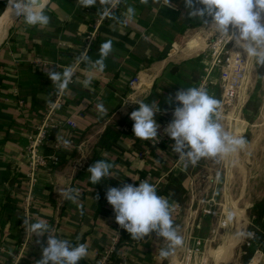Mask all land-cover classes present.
<instances>
[{"label": "crops", "instance_id": "crops-1", "mask_svg": "<svg viewBox=\"0 0 264 264\" xmlns=\"http://www.w3.org/2000/svg\"><path fill=\"white\" fill-rule=\"evenodd\" d=\"M108 1L94 0L91 6L83 7L80 0H43L47 25L30 26L16 17L18 20L11 23L0 42V264H38L47 235L69 240L72 245L86 244L87 256L79 264H94L97 251L109 242L116 225L105 195L102 203L108 211L100 214L97 189L89 185L87 169L94 163L91 160L98 139L118 115L133 124L129 114L139 105L126 102L129 99L159 106L155 119L158 132L164 130L163 113L176 106V92L195 85L192 76L199 73L207 40L216 31L213 24L204 21H210V17L189 16L185 0H125L119 10L98 24L89 48L87 35ZM8 5L7 0L0 9V37ZM108 41L111 51L103 58L104 68L96 70L93 65L101 58L100 46ZM82 55H87V62H79ZM147 60L151 61L148 65ZM65 68H71L73 76L63 89H57L47 73H62ZM136 76L140 81L132 87L130 81ZM50 105L53 117L72 118L77 123L76 128L53 129L51 141L69 132L74 143L59 150L65 151L66 160L59 168H40L32 182L27 178L28 137L37 131ZM119 127L128 130L126 124ZM123 138L120 143L129 149ZM149 141L150 145L140 152L143 157L150 152L151 161L132 159L129 149L122 156L123 162L111 170L106 191L125 183H139L141 169H160L164 160L161 156L169 148L162 147V155L159 145ZM255 145L249 144L254 150ZM44 147L52 150L48 153L55 151L50 144ZM98 154L97 160L110 162L115 158V153L106 149ZM170 170L167 168V172ZM244 171L240 178L233 169L229 194L222 191V195L248 210L264 194V168ZM8 192L12 207L6 205ZM184 201L175 202L182 206ZM25 218L30 222L43 220L49 231L34 234L23 223ZM165 241L153 232L140 243L122 248L126 261L121 264H162L160 251ZM182 251L181 243L170 255ZM218 252L215 248L217 258ZM257 254L258 264H264V251L260 249Z\"/></svg>", "mask_w": 264, "mask_h": 264}, {"label": "clouds", "instance_id": "clouds-1", "mask_svg": "<svg viewBox=\"0 0 264 264\" xmlns=\"http://www.w3.org/2000/svg\"><path fill=\"white\" fill-rule=\"evenodd\" d=\"M83 7H89L94 0H80ZM12 15L22 17L30 26H45L49 17L44 12L43 0H8ZM191 17L207 18L205 23L213 24L221 35H230L231 41L245 57H255L257 63L264 64V0H185ZM129 13L132 9H128ZM111 51V42L100 46V59L93 67L102 71L103 58ZM87 55H82L79 62H87ZM48 76L63 89L71 80L73 71L65 68L62 73L48 71ZM88 81H85L87 84ZM135 102L139 107L130 112L133 121V135L142 140H151L158 136L156 113L159 106L154 103ZM174 101L173 119L164 129L173 141L171 149L181 158H187L195 164L201 158L227 156L242 146L244 141L225 131L220 121L219 101L200 87H187L178 90ZM103 111V106H100ZM112 163L96 160L87 169L90 182L95 185L110 177ZM133 179V178H132ZM134 180V179H133ZM69 195V193H65ZM107 202L115 213L116 223L133 239H141L155 232L168 247L161 249L160 256L168 257L182 238L173 227L169 202L157 194L155 186L147 180L138 184L125 183L121 187H110L105 193ZM23 223L36 235L49 231L43 220ZM88 249L84 243L72 245L69 240L47 235L46 246L38 264H79L87 256Z\"/></svg>", "mask_w": 264, "mask_h": 264}, {"label": "rangeland", "instance_id": "rangeland-1", "mask_svg": "<svg viewBox=\"0 0 264 264\" xmlns=\"http://www.w3.org/2000/svg\"><path fill=\"white\" fill-rule=\"evenodd\" d=\"M234 51L239 52L240 49L235 46L234 41H231L230 35L213 32L203 50V61L197 73L199 79L194 87H198V84L205 86L208 94L219 101V122L225 131L242 138L243 145L227 156L205 157L193 164L186 157L181 158L172 151L173 141L168 137L158 144L161 148L160 152L163 149L161 144H164L165 149L169 148L166 155L162 151L164 156H161V159L164 160L160 168L186 170L188 174L186 180L188 191L184 205L181 206L173 200V202L167 200L170 205L173 227L179 236L184 235L181 237L183 251L170 255V261L168 259L167 264H204L200 262L204 256L207 260L206 264H258L260 259V254L255 255L260 251L256 243V247H250L254 250L250 261L244 262L243 244L247 245L246 235L250 232L248 229L252 221L251 218L249 220L250 216L245 207L233 205L231 199L228 202L226 196L222 195V191L229 194V177L234 168L240 178L245 175L244 168H264V151L262 150L264 147V74H258L259 68L263 65L257 67L255 57L243 55L245 61L247 60L245 76L239 82L236 98L233 102L226 103L223 97V85L228 82L222 80V65L218 63V60L223 61L228 53ZM249 100L257 102V109L251 112L250 119L246 116L245 110V105ZM249 144H256V149L254 150ZM249 149L255 152L251 153ZM150 155V152L145 154L140 161H151ZM146 176L151 177V174L147 173ZM142 179L148 181L145 177ZM206 210L213 212L209 214ZM176 217L177 219H174ZM186 232L189 236H186ZM237 232L240 236L232 245ZM198 240L202 244L198 246L195 254L192 252L190 261L187 263L186 252L189 249L191 251L195 249ZM165 243L168 245V241ZM215 248L220 250L218 258L216 253L214 254ZM216 259L218 262L215 261Z\"/></svg>", "mask_w": 264, "mask_h": 264}, {"label": "trees", "instance_id": "trees-1", "mask_svg": "<svg viewBox=\"0 0 264 264\" xmlns=\"http://www.w3.org/2000/svg\"><path fill=\"white\" fill-rule=\"evenodd\" d=\"M7 3V0H0V9H2ZM59 31V29H57ZM150 60H147L145 62L146 65L150 64ZM257 67L260 65H263L261 68H259L258 74L263 75L264 74V64H256ZM199 75L193 74L192 80L193 82L198 81ZM168 106V104H166ZM171 106V105H169ZM257 109V102H254V100H249L245 105L246 110V116L248 119L252 117L251 112L256 111ZM159 112L156 113V115ZM128 125V130L121 129L120 125ZM132 123L128 120L127 117H124L122 115L116 116L115 120L111 123H109L106 127V129L101 134L100 138L98 139L96 143V149L94 151L92 160L95 162L98 158V153L102 149L110 150L113 153H115V158L110 159V162L112 163L113 167L110 169V172L113 168H115L118 164H121L122 156L125 153L129 152V149L125 148L121 143L120 139L122 137H128L132 140V145L134 149L138 151L144 150V148L148 145H150L149 140H142L133 135L132 132ZM246 137V135H245ZM164 144H161V147H163ZM49 148V147H47ZM48 152L52 151L51 149H47ZM156 149L152 147V153L155 152ZM58 154L60 156V161L58 164L51 165L50 169H56L59 168L62 163L65 160V151H58ZM160 171H163L164 174L161 175ZM151 173V177L148 179V182L152 183L157 191V194L164 197L168 201H178L179 203H182L185 199V195L188 191V188L186 186V180L188 177V174L186 170H170L167 172V168H160L159 170H143L141 169L139 171V177L143 178L146 177L147 173ZM1 175V174H0ZM162 178H159L161 177ZM109 182V177L105 178L100 183H97L93 185L89 180V185L92 187H95L97 189V202H98V212L100 214H106L107 209L104 207L102 203V199H104V195L106 193L105 185ZM7 206L12 207L14 205L13 198L10 195V192H8L7 196ZM248 214L251 218L252 224L249 226V231L253 230L255 232L256 236V242L257 245H259V248L264 251V195L262 198L255 200V202L251 205V207L248 209ZM174 225V224H173ZM152 234V233H151ZM149 234L148 236L141 238V239H133L131 238L130 234L127 233L126 230L122 229L119 241L115 247V249L112 251L108 262L106 264H121L126 261V257L123 255L122 248L133 246L137 243H140L143 239L149 238L151 236ZM168 245L166 243L163 244V249H166ZM243 250H244V262L248 263L253 256L254 250L250 247H248L245 243L243 244ZM162 264L168 263V257H162ZM8 261V260H6Z\"/></svg>", "mask_w": 264, "mask_h": 264}, {"label": "built area", "instance_id": "built-area-1", "mask_svg": "<svg viewBox=\"0 0 264 264\" xmlns=\"http://www.w3.org/2000/svg\"><path fill=\"white\" fill-rule=\"evenodd\" d=\"M125 0H109L103 8L100 9L99 14L97 18L95 19V25L94 29L89 32L87 35L88 39V45L92 47V44L95 41L96 38V27L98 24L105 20L107 17H109L112 13L119 10L120 5ZM226 58V57H225ZM218 63H221L222 65V80L224 82L223 88H224V101L226 103H231L236 98L237 89L239 88V82L244 78L245 76V69L247 66V60L245 61V58L243 54L240 52H230L228 53V56L226 59L218 60ZM140 81V77L136 76L130 81V85L134 87L138 82ZM197 84V83H196ZM198 87L203 88L206 90L205 86H202L198 84ZM173 108H170L163 113V119L162 124L164 126V129L167 127L168 123L173 119ZM52 106L50 105L47 108V110L44 112L45 116L41 119L38 129L35 133H32L29 135V144L26 149V155H27V178L30 179L32 182L36 180V173L40 168H47L51 165L58 164L60 160V156L58 154V151L61 150V148H65L67 146H72L74 143V140L72 138V135L67 132L66 135L58 136L55 140V142L51 141V133L53 129L57 128H63L65 126L70 128H76L77 123L72 118H63V117H53L52 116ZM124 129H127L124 127ZM167 134L164 130L158 132V136L152 139V143L155 145H158L162 139L167 138ZM124 140H127L128 148L130 149V156L134 160H140L143 156L142 153L136 149H134L132 145V140H130L128 137H124ZM130 140V142L128 141ZM51 145V147H54L55 151L52 153H48L45 150V145ZM150 177L147 176L146 179H149ZM144 179H140V181H143ZM139 181V182H140ZM138 184V183H137ZM207 213L211 214L213 211L206 210ZM113 234L110 237L109 242L106 246H103L101 249L97 251V260L94 264H106L108 262V259L110 257V254L115 249L121 232L122 228L116 223L115 228L113 230ZM248 237L247 239V245L249 247H254L256 243V236L255 232L252 230L249 232V234L246 235ZM202 242L200 240L197 241V247L195 249H192V251L189 249L186 252V261L189 263L190 258L195 252L198 250V246H200ZM256 247V246H255ZM257 252V251H255ZM206 258L204 256L203 260H201V263L206 264Z\"/></svg>", "mask_w": 264, "mask_h": 264}, {"label": "bare ground", "instance_id": "bare-ground-1", "mask_svg": "<svg viewBox=\"0 0 264 264\" xmlns=\"http://www.w3.org/2000/svg\"><path fill=\"white\" fill-rule=\"evenodd\" d=\"M10 8H11L10 5H8L7 10L5 11V13H4L3 17H2L3 28H2V35L0 37V42H1L2 38L6 35L8 27L16 19V17L13 16L11 12H9ZM239 234L240 233H238V232L236 233V235H235L236 237L234 239V242H232L233 243L232 245H234L235 242H237L238 236H240Z\"/></svg>", "mask_w": 264, "mask_h": 264}]
</instances>
